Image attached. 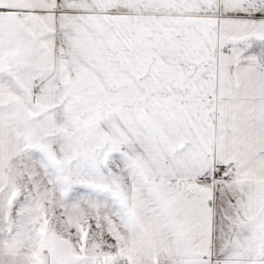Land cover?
Listing matches in <instances>:
<instances>
[{"label":"snow or ice","instance_id":"6c2138e0","mask_svg":"<svg viewBox=\"0 0 264 264\" xmlns=\"http://www.w3.org/2000/svg\"><path fill=\"white\" fill-rule=\"evenodd\" d=\"M0 264H264V0H0Z\"/></svg>","mask_w":264,"mask_h":264}]
</instances>
